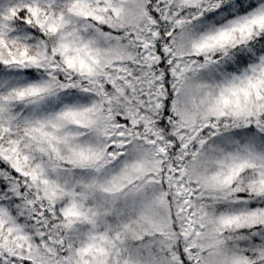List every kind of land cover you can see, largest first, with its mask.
Wrapping results in <instances>:
<instances>
[{
    "label": "snow or ice",
    "instance_id": "6c2138e0",
    "mask_svg": "<svg viewBox=\"0 0 264 264\" xmlns=\"http://www.w3.org/2000/svg\"><path fill=\"white\" fill-rule=\"evenodd\" d=\"M0 264H264V0H0Z\"/></svg>",
    "mask_w": 264,
    "mask_h": 264
}]
</instances>
